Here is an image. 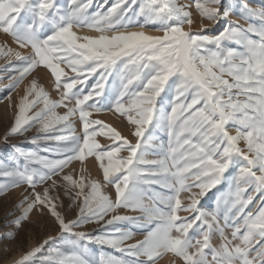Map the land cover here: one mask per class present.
<instances>
[{"label": "snow or ice", "instance_id": "obj_1", "mask_svg": "<svg viewBox=\"0 0 264 264\" xmlns=\"http://www.w3.org/2000/svg\"><path fill=\"white\" fill-rule=\"evenodd\" d=\"M0 34V241L58 229L15 264H264V0H0Z\"/></svg>", "mask_w": 264, "mask_h": 264}, {"label": "rangeland", "instance_id": "obj_2", "mask_svg": "<svg viewBox=\"0 0 264 264\" xmlns=\"http://www.w3.org/2000/svg\"><path fill=\"white\" fill-rule=\"evenodd\" d=\"M260 0H255L254 4L259 5ZM243 21V20H242ZM258 23V22H257ZM243 24L245 27L247 26L245 22L243 21ZM213 28L216 27L214 26ZM3 36L2 34H0ZM4 37V36H3ZM5 38V37H4ZM255 38V37H254ZM0 66H3L4 61L0 60ZM38 76L42 82V84L51 90L52 85L49 80V77L44 72L38 73ZM0 87H3V85H0ZM5 93L0 92V97H2ZM23 94V86L21 87L20 91L18 93H14L12 96L13 101L17 99L19 95ZM55 97V93H52ZM107 115L101 117L105 119L106 121L110 122L106 118ZM12 112L9 110V102L7 100H4L3 103H0V141H2L5 131L9 128V126L12 124ZM122 129H124L125 134H127V130L124 127V125H119ZM29 135H32V133H29ZM19 139H12L10 143L17 144L19 143ZM4 144L0 142V155H3L4 150ZM94 164V163H93ZM95 166V164H94ZM88 167L89 164H88ZM91 175L94 178H101L102 173L99 171L98 166H95V169H91ZM23 189H17L14 192L10 194L7 200H0V237L4 235L5 232H7L9 229L5 227V214L10 211L13 206L18 202V200L21 198V194L23 193ZM106 192L111 193V188H106ZM211 195V194H210ZM259 197H257V200ZM67 204V201H65ZM254 204L256 201L253 202ZM188 215V214H183ZM70 219L75 218L74 213L68 214ZM95 228V225H89L84 231H93ZM58 232V229L53 221V219L48 216H39L34 215L32 218V223L25 225L24 229L21 231L17 241L15 243L11 241H0V264H15V262L27 251L31 250L33 247L38 246L40 243L43 242V240L48 235H56ZM143 236L141 234H137L135 237L136 240L142 239ZM135 242V241H132ZM220 243L219 239L214 240V244L218 246ZM95 250V249H93ZM111 251V250H108ZM118 255V254H117ZM165 257L159 262V264H167L165 261Z\"/></svg>", "mask_w": 264, "mask_h": 264}, {"label": "bare ground", "instance_id": "obj_3", "mask_svg": "<svg viewBox=\"0 0 264 264\" xmlns=\"http://www.w3.org/2000/svg\"><path fill=\"white\" fill-rule=\"evenodd\" d=\"M188 2H191V0H188ZM254 2H255V0H254ZM254 6H259V5L254 4ZM192 11H193V19H194V25H193V27H194L195 30H198V29H199L200 18H199V16H198V14L196 13V10H195L194 7L192 8ZM233 18L239 20L238 17H235V16H234ZM205 23H207V22L205 21ZM239 23H243V21H242V20H239ZM213 27H214L213 25H208L207 31L210 32V33L215 32L216 30H215V28H213ZM4 39H5V38H4L3 36L0 35V42H2ZM25 54H26V53H25ZM0 64H1V63H0ZM21 95H22V94H21ZM106 118H107V120H109L110 122H113V123H114V126H115V122L113 121V118H112L110 115H107ZM119 127H120V126H119ZM120 128H121V127H120ZM0 154H1V153H0ZM89 166H90L89 168H91V169H95V166H96V165L94 166L93 163H89ZM89 171H91V170H89ZM164 261H165L167 264H180V262L177 261V260H175L171 255L166 256Z\"/></svg>", "mask_w": 264, "mask_h": 264}]
</instances>
